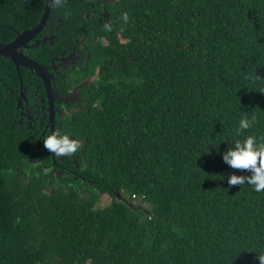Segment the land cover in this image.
<instances>
[{
	"label": "trees",
	"instance_id": "trees-1",
	"mask_svg": "<svg viewBox=\"0 0 264 264\" xmlns=\"http://www.w3.org/2000/svg\"><path fill=\"white\" fill-rule=\"evenodd\" d=\"M75 1L52 15L80 30L85 7L77 14ZM112 1L116 29L91 19L96 79L87 110L61 128L80 141L67 159L55 156L62 177L47 150L40 164L23 158L39 156L26 120L16 124L15 66L0 57V264H259L264 190L229 187V175L250 173L221 154L264 138V0ZM43 8L0 0V43L34 28ZM243 117L251 127L238 136ZM102 196L111 202L98 208Z\"/></svg>",
	"mask_w": 264,
	"mask_h": 264
},
{
	"label": "flooded vegetation",
	"instance_id": "flooded-vegetation-1",
	"mask_svg": "<svg viewBox=\"0 0 264 264\" xmlns=\"http://www.w3.org/2000/svg\"><path fill=\"white\" fill-rule=\"evenodd\" d=\"M95 13L100 15L99 20L104 24L103 27L105 29V22L110 18L109 12L104 8L103 11L96 10ZM71 36L73 39L70 41L68 33H63L59 25L53 24L48 29H42L33 41L28 43L24 49H21L23 55L41 64L48 70L51 76L50 79L54 77V79H52V89L54 93L60 95V98L61 96L64 98L67 96L74 97L76 93L73 92L71 94V92L75 88H79L76 102H53L54 131L58 134H60L67 115L71 116L79 110H87L85 106V90L87 87L95 84V81L88 75L87 71L91 59L89 54L91 48L89 41L84 35L79 37L72 31ZM24 51H27L26 54ZM36 57L39 60H34ZM21 69L26 77L25 81L22 79ZM15 71L16 77H13L11 80L13 82L17 79L19 86L15 110L22 117L16 124L19 127V125L23 124V120H26L29 130V144L27 148L30 147V149H33L39 156L37 160H32L31 163L40 164L43 151L46 150L43 147L42 141L51 133V128H48L50 112L47 91L45 87L42 86V81L34 76L31 71L16 67ZM77 72L81 74L82 80L72 87L69 84V80H71L70 77ZM87 79H90L91 83L81 89V87H79L80 84ZM0 81L2 80L0 79ZM67 85L72 88L70 91H66ZM3 87L4 92L11 91L7 84L3 83ZM9 96L11 97L12 93H9ZM61 112H63V115ZM28 157L35 158L34 155L33 157L32 155ZM67 157H61V159L65 160ZM51 158L52 166L60 168V171L55 174L54 169L51 168L49 172L62 177L63 168L60 167V164H57L56 157L52 153ZM45 168H48L46 164ZM74 179L77 180V177H74Z\"/></svg>",
	"mask_w": 264,
	"mask_h": 264
},
{
	"label": "clouds",
	"instance_id": "clouds-1",
	"mask_svg": "<svg viewBox=\"0 0 264 264\" xmlns=\"http://www.w3.org/2000/svg\"><path fill=\"white\" fill-rule=\"evenodd\" d=\"M60 3L61 0H54L55 5ZM123 18L127 19L126 13L123 14ZM250 127L251 122L246 117L241 118L236 128V134L239 136ZM42 143L48 152L57 157L70 156L80 148V141L71 139L68 135H60L56 131L51 132ZM221 157L229 168L246 170L250 173V175H229L227 177L229 187L247 183L256 192L264 190V138H260L258 141L257 137L248 135L243 139H237L232 147L221 154ZM258 261L259 264H264V255H261Z\"/></svg>",
	"mask_w": 264,
	"mask_h": 264
},
{
	"label": "water",
	"instance_id": "water-1",
	"mask_svg": "<svg viewBox=\"0 0 264 264\" xmlns=\"http://www.w3.org/2000/svg\"><path fill=\"white\" fill-rule=\"evenodd\" d=\"M53 0H45L44 9H43V17L37 26L32 28L29 31L21 32L17 34V37L12 41L9 45H0V57L6 58L9 60L16 68H23L25 70L31 71L33 74H37L40 76L44 87L47 91L48 100H49V111H50V119H51V127L53 132L52 125V114H53V102H76L78 97V89H74L73 92L76 94L74 97H59L60 95L54 93L52 89V82L49 76V73L44 70L40 65L36 64L33 60L23 55L21 49H24L28 43L33 41L36 36L42 31L43 27L46 26L47 21L49 20L51 7ZM61 159V158H60ZM61 168L63 166L60 165Z\"/></svg>",
	"mask_w": 264,
	"mask_h": 264
},
{
	"label": "bare ground",
	"instance_id": "bare-ground-1",
	"mask_svg": "<svg viewBox=\"0 0 264 264\" xmlns=\"http://www.w3.org/2000/svg\"><path fill=\"white\" fill-rule=\"evenodd\" d=\"M68 1H69V0H64V1H61V3H60L59 5H55V4H54V0H53L52 7H51V12H50V16H49V20L47 21L46 26H44L43 29H48L51 25H53V24H57V25H59V28L62 29L63 33H68V32H67V29H69L70 32H71V31L74 32V33H75L77 36H79V37L82 36V35H84V36L87 38L88 33H91V34H94V35H98L96 29L92 27L91 19H92V18H95L96 20H97V18L99 19L100 15L97 14V13H95L96 10H98V11H103V9L106 8V7H105V6H106V3H105V2L112 3L113 1H112V0H96L95 5H94L93 3L89 2V0H76V1H75V6H76L77 14H80V13H81V5L85 7L84 12L81 13V17H82V20H83L84 22H82L80 30H78V27H76L77 20H76L74 26L72 27V25H70L69 23H68L67 25H63L64 22H63L62 19H53V15H52V13H53V8H54V7H62V6H64ZM44 2H45V0H44ZM98 6H100V7H98ZM43 9H44V8H43ZM42 17H43V14H42V16H41V19H42ZM41 19H40V21H41ZM77 19H78V17H77ZM40 21H39V22H40ZM105 23H106V27H105V29H104L105 31H107V30H111V29H112V30H113V29H116V27H115L114 25H112V24L109 22V19H107V21H106ZM87 24H88V28H86V25H87ZM37 25H38V24H37ZM37 25H36V26H37ZM66 28H67V29H66ZM89 30H90V31H89ZM18 33H19V32H16V36H15V38L17 37V34H18ZM15 38H14V39H15ZM12 41H14V40H12ZM12 41L9 42V43H5V44H1V43H0V45H9V44L12 43ZM90 57H91V56H90ZM1 59H5V60H7L6 58H2V57H1ZM90 61H91V59H90ZM35 63L38 64V65H40L44 70H46V71L48 72V70H47L44 66H42L41 64H39V63H37V62H35ZM89 64H90V62H89ZM89 64H88V67H89ZM48 73H49V72H48ZM34 76L38 77V78L41 80L40 76H38L37 74H34ZM49 76H50V74H49ZM50 78H51V76H50ZM52 79H54V77H53ZM52 79H51V82H53ZM41 81H42V80H41ZM90 83H91V80H90V79H87L86 81H84L83 83H81L79 87H81V89H83L84 87H86V86L89 85ZM42 84H43V82H42ZM43 86H44V84H43ZM76 89L79 90V88H76ZM49 112H50V111H49ZM61 114L63 115V112H61ZM52 125H53V130H54L53 114H52ZM48 128H51V131H52V127H51V119H50V122H49V126H48ZM30 155H31V154H30ZM30 155H24L23 158H24L27 162H28V161L31 162V161L34 160L36 157H35V158H29L28 156H30ZM44 163H45V162H44ZM117 196H118V197H117ZM103 197H104V196H103ZM106 197H108V198L110 199L109 196H106ZM116 198H117L118 200L122 201V202H125V203L127 202V200L123 199V198L120 196V194H119L118 192H117ZM132 199H133V198H132ZM129 200H130V199H129ZM110 202H111V199H110ZM107 207H108V206H107ZM100 208H101V207H100ZM154 216H155V214H154V213H151V216L149 217V220H152V218H154Z\"/></svg>",
	"mask_w": 264,
	"mask_h": 264
},
{
	"label": "rangeland",
	"instance_id": "rangeland-1",
	"mask_svg": "<svg viewBox=\"0 0 264 264\" xmlns=\"http://www.w3.org/2000/svg\"><path fill=\"white\" fill-rule=\"evenodd\" d=\"M94 80L96 79L95 77H93V76H91ZM110 205V199L108 198V197H106V196H102V198H101V200L99 201V203H98V208H105V207H107V206H109Z\"/></svg>",
	"mask_w": 264,
	"mask_h": 264
}]
</instances>
